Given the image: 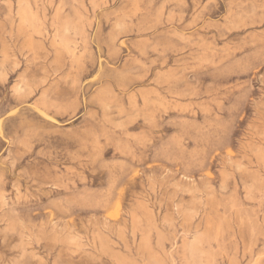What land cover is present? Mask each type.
<instances>
[{
  "label": "clouds",
  "instance_id": "9594fccd",
  "mask_svg": "<svg viewBox=\"0 0 264 264\" xmlns=\"http://www.w3.org/2000/svg\"><path fill=\"white\" fill-rule=\"evenodd\" d=\"M0 264H264V0H0Z\"/></svg>",
  "mask_w": 264,
  "mask_h": 264
}]
</instances>
